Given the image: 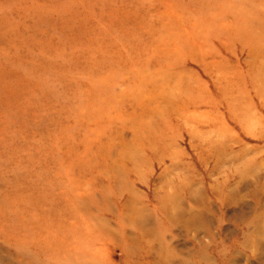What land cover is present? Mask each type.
Instances as JSON below:
<instances>
[{"label":"rangeland","instance_id":"obj_1","mask_svg":"<svg viewBox=\"0 0 264 264\" xmlns=\"http://www.w3.org/2000/svg\"><path fill=\"white\" fill-rule=\"evenodd\" d=\"M0 264H264V0H0Z\"/></svg>","mask_w":264,"mask_h":264},{"label":"bare ground","instance_id":"obj_2","mask_svg":"<svg viewBox=\"0 0 264 264\" xmlns=\"http://www.w3.org/2000/svg\"><path fill=\"white\" fill-rule=\"evenodd\" d=\"M3 181V180H2ZM64 240V239H63ZM97 253V252H96ZM59 260V259H58Z\"/></svg>","mask_w":264,"mask_h":264}]
</instances>
